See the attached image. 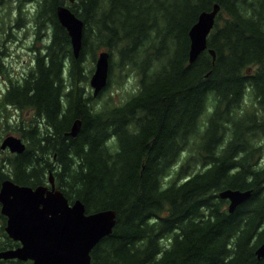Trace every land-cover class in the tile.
<instances>
[{
	"label": "trees",
	"instance_id": "obj_1",
	"mask_svg": "<svg viewBox=\"0 0 264 264\" xmlns=\"http://www.w3.org/2000/svg\"><path fill=\"white\" fill-rule=\"evenodd\" d=\"M66 2L0 0V76L8 80L0 115L7 105L34 110L19 123L27 148L5 157L0 179L36 186L52 171L87 212L115 209L92 264H264L256 252L264 241V0H78V56L57 15ZM216 2L208 48L190 62L189 30ZM29 24L34 56L15 74L7 43ZM102 50L110 72L93 95L90 72ZM117 67L122 81L130 71L139 77L122 102L108 91ZM224 188L252 193L230 212ZM4 224L0 249L16 247Z\"/></svg>",
	"mask_w": 264,
	"mask_h": 264
},
{
	"label": "water",
	"instance_id": "obj_2",
	"mask_svg": "<svg viewBox=\"0 0 264 264\" xmlns=\"http://www.w3.org/2000/svg\"><path fill=\"white\" fill-rule=\"evenodd\" d=\"M75 1V0H70ZM220 4L202 11L189 30V60L193 62L208 47V34L213 28ZM57 15L71 37L73 52L79 55L82 46L84 20L69 5H59ZM215 57V50L210 48ZM110 53L102 50L96 58V66L90 82L94 94H98L108 81ZM81 120L76 119L70 134L76 135ZM21 136L8 134L1 147L21 153L26 149ZM252 189H221V198H228L230 212L247 200ZM1 211L7 216L5 226L8 234L19 241L13 248L0 250V258L30 259L32 264H92L91 251L106 235L113 231L116 210L113 208L87 212L81 199L70 202L64 192L56 186L50 173V186H31L5 178L0 188ZM258 256H264V241L256 249Z\"/></svg>",
	"mask_w": 264,
	"mask_h": 264
},
{
	"label": "rangeland",
	"instance_id": "obj_3",
	"mask_svg": "<svg viewBox=\"0 0 264 264\" xmlns=\"http://www.w3.org/2000/svg\"><path fill=\"white\" fill-rule=\"evenodd\" d=\"M5 12H6L5 9L2 12H0V24L2 22L1 14H4ZM4 17L9 19L10 13L4 15ZM25 27L26 28L20 27V29L17 28L13 30V33L16 35V37L15 35L12 36V33L11 34L9 33L10 31L9 27H7L5 30L6 37L9 38L12 36L7 43L9 54L7 55L8 57L6 61L8 66H10L11 71L14 72L15 74L16 72L17 74H20L21 72L26 71L29 65L32 63V59L34 56V51L31 50L29 46L32 45L34 39L33 33L35 29L31 24H29V26L26 25ZM36 42H40V40H36ZM115 58L116 57L113 56V59ZM86 66H88V68H90V66H94V61L91 59V57H89L86 60ZM120 73L121 71L117 67V71L113 73L110 86L108 88V91L111 93V95L114 98V101L116 102L124 101L129 96V93L137 88L139 81V77L135 71H130L129 72L130 75H128L123 81L122 78L120 77ZM7 84H8V80L6 79V77L0 76V94L4 91ZM88 89L91 90L92 92L94 90V87L90 84V80L88 84ZM249 96L250 94H248V97ZM250 101H251V97L248 100V102L250 103ZM253 106L256 107L257 109H260V106L257 104H253ZM7 110L9 112L8 114H6L5 111L2 112L0 115V163L2 162L1 164L3 167L2 169L5 172H7L6 170L8 169V165L5 164V157H7L8 154H11L13 152L8 147L7 148L1 147L3 138L8 134H16L18 136H22L21 135L22 130L19 128L21 124L19 125V123L21 122L26 123V121L28 120V116L32 117L34 115V110L32 108L21 110L12 105H7ZM6 121H8L10 125H8ZM51 174H53L52 171ZM48 179L49 176L47 175V180ZM48 184L50 185L49 181ZM1 225L2 224L0 222V234H2Z\"/></svg>",
	"mask_w": 264,
	"mask_h": 264
},
{
	"label": "flooded vegetation",
	"instance_id": "obj_4",
	"mask_svg": "<svg viewBox=\"0 0 264 264\" xmlns=\"http://www.w3.org/2000/svg\"><path fill=\"white\" fill-rule=\"evenodd\" d=\"M5 178H7V177H5ZM5 178H2V179H0V188H1V184H2V182H3V180L5 179ZM40 184V183H39ZM38 185V184H37ZM0 211H1V203H0ZM0 222H1V224H4V225H6V222H7V216L5 215V214H3L2 213V211H1V217H0Z\"/></svg>",
	"mask_w": 264,
	"mask_h": 264
},
{
	"label": "bare ground",
	"instance_id": "obj_5",
	"mask_svg": "<svg viewBox=\"0 0 264 264\" xmlns=\"http://www.w3.org/2000/svg\"><path fill=\"white\" fill-rule=\"evenodd\" d=\"M241 205V204H240Z\"/></svg>",
	"mask_w": 264,
	"mask_h": 264
}]
</instances>
